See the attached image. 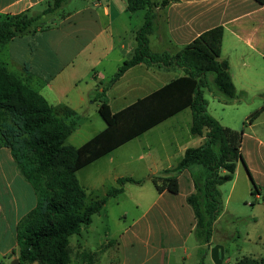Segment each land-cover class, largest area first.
<instances>
[{
	"label": "crops",
	"instance_id": "obj_1",
	"mask_svg": "<svg viewBox=\"0 0 264 264\" xmlns=\"http://www.w3.org/2000/svg\"><path fill=\"white\" fill-rule=\"evenodd\" d=\"M47 1L0 0V16H39ZM152 1L158 5L156 29L149 35L152 53L168 52L174 55L202 32L222 26L224 32L219 61L227 64L232 83L235 85V78L264 82V64L261 62L264 61V5L254 0H172L161 8L159 4L162 0ZM66 5L68 11L64 15L51 17L53 14H48L50 18L46 19L45 16L40 21L43 28L17 36L1 47L0 64L40 95L58 117L66 123L75 121L74 131L79 132L90 125L91 106H95L93 113H98L102 87L118 67L133 55L137 45L135 34L143 23L145 12L131 14L126 0H69ZM225 33L231 36L227 44H224ZM153 42L155 49H152ZM182 75V69L174 66L163 68L140 63L106 88L105 99L111 111L117 112ZM187 110L191 124V111L188 108L160 124ZM65 112L71 115L66 117ZM155 127L78 170L76 178L85 192L88 189L93 191L97 186L103 187L106 183L117 184L121 178L140 180L174 167L187 147L176 146L177 153L173 156L170 155L171 146L168 149V146H156L143 140ZM253 127V124H249L248 128L251 131ZM100 131L93 133L92 137ZM134 141H139V145L132 147L130 143ZM202 141L203 138L197 137L195 144L198 146ZM128 147L134 152L127 153ZM240 151L244 165L238 162L235 176L242 171L251 185L246 166L256 185L253 196L256 201L262 200L257 207L261 212L259 221L264 222V141L243 133ZM115 155L119 157V166L111 171L109 167ZM95 165L99 174L92 179L95 173L87 169ZM177 178L178 193L156 192V203L144 215L141 228L131 238L145 244L152 238L156 246L162 248L167 228L171 232L168 236L171 242L169 246L176 236H180L183 242L182 234L194 230L193 213L186 203V197L194 190L190 172L184 170ZM35 206L36 196L32 187L18 172L10 150L0 142V262L3 264H9L16 258L12 253L16 249L17 225ZM254 222L257 223L258 218ZM143 233L144 237L140 238Z\"/></svg>",
	"mask_w": 264,
	"mask_h": 264
},
{
	"label": "trees",
	"instance_id": "obj_2",
	"mask_svg": "<svg viewBox=\"0 0 264 264\" xmlns=\"http://www.w3.org/2000/svg\"><path fill=\"white\" fill-rule=\"evenodd\" d=\"M68 1L48 0L37 17L55 13ZM254 1L264 5V0ZM126 2L131 14L145 12L143 23L135 34L137 45L131 58L118 67L100 93L98 114L105 129L79 147L64 145L76 122L66 123L58 117L40 95L0 64V142L10 150L18 172L36 196V206L17 225V243L12 255H16L20 264H69V238L79 235L82 227L90 225L92 216L102 210L109 197L121 194L125 184L142 185L147 179L157 193L177 194V177L184 170L190 172L194 187L186 197L195 221L193 234L199 246L209 245L214 223L222 211L219 187L233 180L238 162L244 165L240 151L243 131L239 141L232 143L230 130L208 113L203 97L209 73L219 93L227 99L236 96L227 64L219 61L223 27L202 32L174 55L152 53L149 35L156 29L158 5L152 0ZM171 2L162 0L159 7ZM37 20L39 18H27L25 14L0 16V48L17 36L43 28L40 22L36 24ZM140 63L163 68L174 66L182 69L183 75L126 108L112 112L104 91ZM186 108L191 111L189 132L203 138L200 145L187 147L174 167L140 180L121 178L117 181L118 187L110 189L105 197L85 203L86 192L76 178L78 170ZM263 110L264 106L251 113L247 123L252 124ZM70 115V112L64 113L66 117ZM244 167L253 195L256 185ZM200 250L198 264H202L206 253ZM237 264H264V260L244 256Z\"/></svg>",
	"mask_w": 264,
	"mask_h": 264
},
{
	"label": "rangeland",
	"instance_id": "obj_3",
	"mask_svg": "<svg viewBox=\"0 0 264 264\" xmlns=\"http://www.w3.org/2000/svg\"><path fill=\"white\" fill-rule=\"evenodd\" d=\"M67 11L68 6L65 4L51 17H60ZM45 16L46 19L50 18L49 15ZM45 16L33 18H39L36 21L37 24ZM225 35L224 44H227L231 36L228 33ZM155 47L153 42L152 49ZM261 62L264 64V61ZM259 72L261 73V70ZM206 79L207 84L203 88V97L207 101V111L222 126L230 130L231 142L239 141L241 131L264 141V112H261L252 123L254 127L251 131L246 121L251 113L264 106V82L258 83V80H237L235 78L236 97L227 99L217 91L212 74H207ZM262 79L264 80V78ZM259 86L262 87L260 88L262 90L259 89ZM100 99L101 94H99L98 102ZM94 108V105L91 106L89 112L90 125L83 127L79 132L73 131L64 145L78 146L105 126L98 113H93L92 109L94 110ZM189 129L190 119L187 110L155 127L143 140H148L149 143L156 146L161 144L168 146V149L171 146L170 155L176 156V146H197L195 144L197 137L189 135ZM243 142L244 139L242 140L244 147ZM130 144L132 147L138 146L139 141ZM126 152L134 151L133 149L129 150L128 147ZM117 156H114V161L109 167L111 171L119 166L117 162L119 157ZM87 170L94 171L92 179L99 174L96 165ZM240 170H242L241 167ZM235 173V179L233 177L232 181L219 187L222 211L214 223L209 245L199 246L193 231H191L189 234H182L183 242L180 236H176L172 245L169 246L171 243L168 238L171 234L169 228L164 233V236L167 237L163 238L165 244H162V248L157 247L152 238H149L147 244L131 238L133 233L141 228L144 215L156 203L158 197L151 182L145 180V184L140 186L125 184L124 192L115 197H109L102 210L92 216L90 225L81 228L80 236L73 235L69 238V264H198L201 256L200 248L206 252L202 264H214L209 251L215 245H221L225 250L221 264H237L244 256L263 261L264 222L259 221L261 212L257 207L258 204H262V200L256 201L255 197L251 195V185L246 174L239 171V174L235 176ZM82 180L81 178L80 182L84 185ZM98 187L93 191L87 190L86 204L105 197L107 192L112 187H118V184L106 183L103 187ZM255 218H258L257 223L254 222ZM143 237L144 233L140 238ZM77 242L81 244L82 248ZM259 256L262 257L258 258Z\"/></svg>",
	"mask_w": 264,
	"mask_h": 264
},
{
	"label": "water",
	"instance_id": "obj_4",
	"mask_svg": "<svg viewBox=\"0 0 264 264\" xmlns=\"http://www.w3.org/2000/svg\"><path fill=\"white\" fill-rule=\"evenodd\" d=\"M221 67L225 70L226 66L221 65ZM210 258L214 264H221L224 258V247L221 245H215L210 248ZM9 264H20L18 258L12 259Z\"/></svg>",
	"mask_w": 264,
	"mask_h": 264
}]
</instances>
